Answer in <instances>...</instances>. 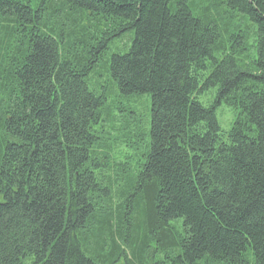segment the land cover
Masks as SVG:
<instances>
[{
  "label": "trees",
  "instance_id": "16d2710c",
  "mask_svg": "<svg viewBox=\"0 0 264 264\" xmlns=\"http://www.w3.org/2000/svg\"><path fill=\"white\" fill-rule=\"evenodd\" d=\"M120 261L264 264V0H0V264Z\"/></svg>",
  "mask_w": 264,
  "mask_h": 264
},
{
  "label": "rangeland",
  "instance_id": "374dc122",
  "mask_svg": "<svg viewBox=\"0 0 264 264\" xmlns=\"http://www.w3.org/2000/svg\"><path fill=\"white\" fill-rule=\"evenodd\" d=\"M203 98H206L203 96ZM217 118L218 121L220 122L222 128H227L229 121L232 118V113L225 107V106H221L218 110H217ZM117 264H125V262L120 261Z\"/></svg>",
  "mask_w": 264,
  "mask_h": 264
}]
</instances>
